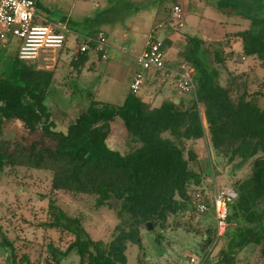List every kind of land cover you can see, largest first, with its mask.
<instances>
[{
	"label": "trees",
	"instance_id": "16d2710c",
	"mask_svg": "<svg viewBox=\"0 0 264 264\" xmlns=\"http://www.w3.org/2000/svg\"><path fill=\"white\" fill-rule=\"evenodd\" d=\"M32 1L35 10L39 8V0ZM177 5L178 1L167 10L169 14L161 23L163 50L170 35L180 29L170 16ZM216 6L241 16L247 26L212 38L214 66L222 65L237 74L244 60L250 58L263 68L264 0H218ZM153 30L156 32L155 26ZM185 40L179 62L190 64L196 71L194 91L181 94L193 98L187 108L176 106L169 98L155 107L139 95L142 89L126 93L121 105L96 101L91 97L93 93L86 111L64 132L56 129L45 105L55 81L53 70H39L20 60L16 50L9 68L0 71V137L4 124L10 121L20 123L29 134H40L39 141L25 148L16 146L12 151L7 142L0 140V171L5 167H22L49 172L51 192L93 197L96 209L113 210L119 220L109 242L92 240L78 218L66 215L55 198L49 199L47 222L38 230L58 234L60 248L53 243L43 247L42 235L40 242L26 246V253L32 247L39 248V254L43 249L49 250L47 256L43 253V259L38 254L44 264L47 260L62 264L73 254L78 264H126L127 247L133 245L138 249L135 264H147L143 232L153 234L154 245L162 250L164 243H168L165 234L171 230L201 238L202 254L197 264H234L240 253L249 255L256 249L257 264H264V108L258 105V97L264 98V94L258 90L249 92L247 86L240 92L239 86L249 79L248 72L243 73L244 79L231 76L229 87H222L218 83L220 71L207 68L205 41L189 36ZM236 43L238 47L234 46ZM91 56L101 60L91 47L83 53H72L69 76L77 79ZM252 66L248 67L252 70ZM168 79L180 94L175 87L176 78L160 70L147 73L144 86ZM162 83L153 90L157 94L162 91ZM117 120L131 142L124 154L112 149L107 141L111 125ZM47 140L52 146L45 145ZM200 140L225 159L227 165H232L231 173L236 174V169L248 164L246 175L231 180L233 196L226 201V229L221 236L216 234L215 223L214 227L202 223L213 218L215 193L226 189L215 190V184L203 188L195 150ZM201 204L207 207L206 212L198 211ZM10 231L18 232L17 228ZM4 234L6 231L0 227V245L11 248L10 256L12 253L15 257L13 242L5 239ZM65 237L73 239L66 242ZM223 238L225 243L217 253V261L212 263L211 252ZM18 264L36 263L29 254H23Z\"/></svg>",
	"mask_w": 264,
	"mask_h": 264
},
{
	"label": "rangeland",
	"instance_id": "374dc122",
	"mask_svg": "<svg viewBox=\"0 0 264 264\" xmlns=\"http://www.w3.org/2000/svg\"><path fill=\"white\" fill-rule=\"evenodd\" d=\"M173 1H178V3H180L185 14L183 25L180 29H177L178 33H176L181 40L178 45L176 44L177 47H173V51L178 48H182V50L185 48V36H188V34L192 35L193 38H198L199 33H204L205 35L211 32L212 36L218 38L222 35V32L226 33L232 30L230 29L231 27H229L232 23L246 21L232 11L226 15V18L222 16L225 15L226 10H218L217 6L213 8L218 0L213 2H207V0H194L197 4L192 2L193 5L188 11L186 0H111L109 4L104 0H77L78 7L72 15L70 27L79 33H86L87 25H97L99 21H110L111 24H105L108 26L106 32L108 34V40L111 39L110 41L114 42V47L118 50L116 52L118 53V58H112L110 56L109 60L104 61L100 67V64H98L99 68L86 77L83 74L81 76L79 75L76 79L73 76L70 77L69 75L71 74H69L68 71L57 73L58 76L55 77L45 105L51 112V119L58 131L64 132L67 126L71 124L76 117L86 111L91 100V98H89L90 94L95 93V95H91V97L99 102L120 105L123 103L124 100L122 99L126 93L130 92V78L133 70H137V64L129 55L141 51L145 42L148 41L150 37L163 40V31L155 32V30H153L148 34V32H150L148 30L150 29L147 27V24L152 22L158 25L159 22H163L169 14L167 10L175 4ZM96 3L99 7L95 6ZM199 4L202 5L199 6ZM211 8L217 9L218 11L212 12ZM78 11L84 16L91 17V20L86 22V24L78 21ZM212 13L214 15H212ZM234 17L237 19H234ZM224 21L227 22L226 25L223 23L220 24V22ZM196 28H198V31L195 30ZM212 32L214 33L212 34ZM98 33L97 31L92 32V37L96 36ZM123 34H125L126 37H124ZM212 36H210V38ZM6 43L5 45L4 43H0V71H5L9 68L10 61L16 53L18 44V42L11 37L8 38ZM2 45H4V47H2ZM74 45H77V42H75ZM69 46H71V44H69ZM71 48L72 47H70V49ZM214 48V45L208 46L207 53L205 54L208 70L216 67L214 66L215 62H213L212 55V52L215 50ZM170 50L171 48L164 47L165 59L166 54H168ZM112 51L114 50L112 49ZM112 51L108 49V52L111 53ZM175 54L176 53H172V56ZM181 54L182 53L179 52L176 54L177 57L173 59L175 61L174 64L181 61ZM63 59H65L64 56ZM252 63H254L253 60L250 58L247 59L246 62L240 66L239 70L250 72L251 69L248 66H251ZM255 63L256 67L252 66V68H254L251 70L253 72L249 79L246 83H242L239 86L240 92L244 90L243 87L247 86L249 92L258 90L264 94V67H260L258 62ZM67 66L69 67L68 64ZM216 68L220 70L218 83L224 88L229 87L231 76L244 79V72L235 74L222 65ZM253 79H256L255 81L257 83L251 84V81H254ZM259 86H261V88H258ZM144 87L145 86L141 89ZM150 87L152 90H157L159 86L158 83H156L147 86V89L149 90ZM144 92L145 89L141 90L139 95H143ZM169 92L171 91H166L164 94L167 96H177L176 92H171V94H169ZM232 93H234V89ZM164 97L163 95L160 96V100ZM186 98H189V102H191L192 97L190 98V96L187 95ZM160 100H153V106H158ZM258 105L260 108H264V98L258 97ZM199 110H202L201 106H199ZM0 140L7 142L12 151L16 146L25 148L39 141L40 134H29L20 123L10 121L4 124ZM108 140L112 149L116 148L118 152L121 151L122 154L127 153L131 147V142L128 138L126 139L121 121L119 120L111 125V132L107 141ZM197 144L195 150L199 156L198 167L200 171L198 172L203 179L202 186L204 189L211 188L213 184L216 186L215 190L230 189L231 180H234L238 176L241 178L249 171L248 164H245L241 168L235 170L236 174L231 173L233 171H231L232 165H227L226 160L216 155V153L206 145V142L200 140ZM45 145L52 146V143L47 140L45 141ZM50 180L51 174L49 172L36 171L22 167H15L13 169L5 167L0 171V227L2 231H6L7 235L5 238L13 242L16 251L15 257L14 255L8 258L6 257V264H18V260L23 254H29L31 261H35L36 264H44L42 260L44 258L43 253L47 256L50 252L49 250L45 251V249H43L41 254H39V248L32 247V249H29L30 252H25L26 248H28L26 246L29 243L35 244V242H40L42 235L44 236V240L41 242L43 247L50 243L56 244L54 246L58 245V234L47 229H44V231H46L45 233L39 231L42 228L41 224L47 222L48 219L46 216L49 199L55 198L57 201L56 205L66 215L78 218L81 221L83 231L87 233L92 240H102L104 242H109L111 240L114 227L119 224V220L113 210L105 207L96 209L94 206L95 199L93 197L83 195L72 197L63 193L54 194L50 191ZM202 223L204 225L213 224L214 227V220L211 217L204 219ZM16 228L18 232L13 234L10 230ZM153 236L154 235L150 232H143V246L146 251L147 264H197L202 254L200 248L201 238L199 236L185 234L181 231L167 230L165 239L168 243H164V248L162 250L154 245ZM71 239H73V237H65L66 242H70ZM224 243L225 241L223 238L219 242V245L212 250L210 255V261L212 263L217 261V253ZM60 245L64 246L62 243H60ZM63 248H65V246ZM5 252L10 255L9 250L6 249ZM5 252L0 246V264L5 261ZM137 253L138 249L136 246L129 245L126 250V264H135ZM258 253V249L253 250L249 255L242 252L236 257L234 264H257L259 261ZM38 254L42 256V259H39ZM47 262L50 264L52 263L51 260H47ZM62 264H78L77 256L73 254L65 260V262H62Z\"/></svg>",
	"mask_w": 264,
	"mask_h": 264
},
{
	"label": "built area",
	"instance_id": "2783aa9c",
	"mask_svg": "<svg viewBox=\"0 0 264 264\" xmlns=\"http://www.w3.org/2000/svg\"><path fill=\"white\" fill-rule=\"evenodd\" d=\"M94 1V0H93ZM97 7L98 4L96 3ZM170 16L182 27L185 14L181 5L173 7ZM156 32L162 31L161 23L155 26ZM66 23H51L45 19H38L32 0H0V43L7 44L11 37L18 42L16 50L18 58L30 63L39 70H49L55 65V51L61 50L64 43L63 33H67ZM152 32V29H151ZM74 45L72 53H83L88 48L100 54L105 61L108 55L106 37L99 32L94 37H84ZM137 70L130 83L129 90L138 92L143 86L147 73L160 70L175 77V87L180 94L194 91L195 69L188 63L179 62L174 68L166 65L162 41L150 37L146 47L136 58ZM231 189L216 192L213 197V219L217 236L224 234L226 229V201L232 197ZM198 211L203 213L207 207L198 205Z\"/></svg>",
	"mask_w": 264,
	"mask_h": 264
},
{
	"label": "crops",
	"instance_id": "0c3cea01",
	"mask_svg": "<svg viewBox=\"0 0 264 264\" xmlns=\"http://www.w3.org/2000/svg\"><path fill=\"white\" fill-rule=\"evenodd\" d=\"M89 1H92V0H89ZM104 1L106 3H108V4L111 3V0H104ZM209 1L213 2V1H216V0H207V2H209ZM186 2H187V7H188L187 11L190 10V7L193 5L192 2H194V4H197V2L194 1V0L193 1L192 0H186ZM216 2H218V1H216ZM201 5L202 4H199V6H201ZM207 5H209V4H207ZM215 6L216 5H214L213 8ZM77 7H78L77 0H39V8L36 9V15H37V18L39 20L40 19H45V20H47V21H49L51 23H66V25H67V30L68 31H67V33H65V32L63 33L64 38H65L64 43H63V47H62L61 50H56L55 51V53H54L55 58H56L55 65H54V67L52 69L48 70V71H52V70L54 71V77L58 76L57 75L58 72H64V71L67 72V71H69V68H68L67 64L69 65V61L71 59V54H72V49H73L74 43L77 41V39H82L84 37H92L91 33L94 32V31H97V32H102L105 35V37H106V41L108 40V34L106 32V29L108 28V26L105 25V24L106 23L111 24L110 21H104V22H100L99 21L97 25H92V26H88L87 25L86 33H79L77 31H74L70 27L72 15L74 14V11L76 10ZM98 7H99V5H98ZM213 8H211L212 12L218 11L217 9H213ZM229 12H230L229 9L226 10L225 11V15H222V16H225V18H226V15H228ZM77 15H78V19L77 20L83 22V24H86V22L91 20V17L84 16L83 14H81L80 11H78ZM212 15H214V14L212 13ZM234 19H237V18L234 17ZM111 22H113V21H111ZM160 23H162V22H159V24ZM222 23L224 25L227 24L226 21L220 22V24H222ZM230 23H232V22H230ZM150 24H151V26H150ZM150 24H147V27L150 29V30H148V31H150V32H148V34L151 33V29L153 28V26H157V25H155L152 22ZM246 26H247V22L246 21H242V22L240 21L238 23L237 22L236 23H232V25L229 26V27H231L230 29H232V30H230L228 32L240 31V30L245 29ZM195 30L198 31V28H196ZM213 33L214 32H212V34ZM223 34L224 33L222 32L221 36H223ZM177 35L178 34H176V33L170 35V37H169L170 40H167V42H166V47L171 48V50L168 51V54H166V63L168 65H170L171 67L174 66V62H175L173 60L174 57L176 58L177 57L176 54H178V52L180 50H182V48L181 49L178 48V49L173 51V47H177V45L180 43V40H181V38L179 39V36H177ZM123 36L126 37L125 34H123ZM188 36L193 38L192 35H190V34H188ZM210 36H212L211 32H208V34H205V35H204V33L203 34L199 33L198 38H197V39L205 41V45H204L203 48L206 51L208 50V46H210L212 44V42L215 41V40L212 41V38L215 39V36H212L211 38H210ZM221 36H219V37H221ZM110 40L111 39H109L107 41L108 49H110L111 51L113 49L114 51H112L111 53L108 52L107 59L105 61L109 60L110 56L112 58H118V53H116L118 50L114 47L115 46L114 42L110 41ZM69 44H71V46H69ZM146 44H147V41L145 42V44L142 47L141 51H139L138 53L136 52L135 54H130L129 55L130 58H133L135 63H136L137 56L143 51V49L146 47ZM234 46L238 47L239 43H236ZM70 47H72V48L70 49ZM172 53H176V54L172 56ZM63 56L65 57V59H63ZM246 60H244V63L246 62ZM102 63H104L103 60H99V59H97V57L91 56L90 59L88 60V63L86 64V69H84V71L80 74V76L83 75V74H84L85 77L87 75H90L92 72H95L97 70V68H99L102 65ZM98 64H100L99 67H98ZM252 65L256 67L255 61H254V63H252ZM87 68H88V70H87ZM245 69H246V67H245ZM245 71L246 70L240 71V72H245ZM252 72L253 71H250L248 73L246 72V73L250 77ZM134 74H135V71L133 70V73H132L131 78H130V82L132 81ZM253 80L255 81L256 79H253ZM171 83L172 82H171L170 79L166 80V82L163 80L162 91L159 94H157L155 91H153L151 87L148 90L147 86H145L143 88V89H145V92L143 93V95H141L143 100L146 101V102H152L153 103V100L154 101L157 100V99L160 100V96L163 95V96H165L163 99L169 98V99H171L173 101V103L176 106L187 108L190 105L189 103H191V102H189L190 99L186 98L187 95L177 94V96H171V95L167 96L166 94H164L166 91H171L172 93L175 92L174 90H172L173 86H171ZM158 86L161 87V84L158 83ZM171 92H169V94H171ZM155 96H157V97H155ZM124 99H125V96H124V98L122 100H124ZM162 100H160V103H161ZM102 103H105V102H102ZM108 104L120 105V104H113V103H108ZM158 106H155V107H158ZM126 139H127V137H126Z\"/></svg>",
	"mask_w": 264,
	"mask_h": 264
},
{
	"label": "flooded vegetation",
	"instance_id": "af4514ba",
	"mask_svg": "<svg viewBox=\"0 0 264 264\" xmlns=\"http://www.w3.org/2000/svg\"><path fill=\"white\" fill-rule=\"evenodd\" d=\"M4 232H5V231H4ZM6 235H7V234H4V238H5ZM5 239L8 240V238H5ZM9 241H10V240H9ZM0 246H1V245H0ZM1 247H2V249H3L4 252L6 251V249H7V250H10V249H11V248H8V247H6V248H5V247L3 248V246H1ZM4 255H5V257H4L5 261L2 262L1 264H6V261H7V260H6V257H7V258L10 257V255H8L7 252H5ZM11 256H12V253H11Z\"/></svg>",
	"mask_w": 264,
	"mask_h": 264
},
{
	"label": "water",
	"instance_id": "95a60500",
	"mask_svg": "<svg viewBox=\"0 0 264 264\" xmlns=\"http://www.w3.org/2000/svg\"><path fill=\"white\" fill-rule=\"evenodd\" d=\"M104 132H107V130H104Z\"/></svg>",
	"mask_w": 264,
	"mask_h": 264
}]
</instances>
